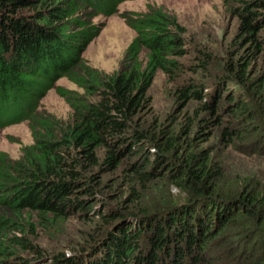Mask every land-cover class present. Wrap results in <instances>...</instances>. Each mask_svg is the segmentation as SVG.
<instances>
[{"label":"trees","instance_id":"1","mask_svg":"<svg viewBox=\"0 0 264 264\" xmlns=\"http://www.w3.org/2000/svg\"><path fill=\"white\" fill-rule=\"evenodd\" d=\"M118 1L0 0V125L25 120L33 139L17 159L0 153V264H264V0H228L238 20L231 39L238 56L224 61L204 96L193 89L200 102L209 100L200 106L218 128L203 140V130L182 135L152 115L155 72L175 74L190 52L186 29L167 11L148 6L124 17L135 35L114 72L80 60L71 30L85 19L76 14L87 7L113 13ZM86 24L85 34L95 27ZM197 58L202 68L210 60L204 52ZM59 77L82 90L55 87L69 120L38 111ZM185 88L181 101L192 91ZM195 120L204 122L195 118L191 126ZM230 148L252 166L228 175L221 158ZM125 159L131 194L165 180L176 200L142 205L138 194L107 195L104 176ZM103 197L112 205L99 209L94 203ZM94 210L93 229L76 248L66 245L70 252L46 257L30 238L37 228L57 231Z\"/></svg>","mask_w":264,"mask_h":264},{"label":"rangeland","instance_id":"2","mask_svg":"<svg viewBox=\"0 0 264 264\" xmlns=\"http://www.w3.org/2000/svg\"><path fill=\"white\" fill-rule=\"evenodd\" d=\"M120 1V0H119ZM115 4L113 13L101 11L93 14V7H87L76 15L83 16L84 22L77 24L71 30L76 38L75 44L80 60H85L86 64L98 69L102 73L110 74L118 69L123 58L124 52L133 39L135 31L126 23L125 18L135 17L137 13L145 12L148 6L162 8L170 15L174 16L177 22L183 26L186 31L185 35L191 39L187 46L190 52L183 59V66L175 74H166L163 71H156L152 83L148 89V95L151 99L152 115L158 118L165 127L170 129L183 130L188 129L192 132L203 130L199 135L205 139L208 135L213 134L218 128L211 121L214 116L208 115L207 111L201 109V103H208L209 100L199 101L195 93L200 92L201 96L205 95V87L217 78L222 76L224 61L238 56L234 54L237 45L231 43L232 37L237 32L238 20L229 12L228 0H121ZM125 17V18H124ZM94 25L89 27L88 33L85 34L81 26ZM79 25V26H78ZM82 36V37H81ZM264 37V32L262 33ZM200 52V53H199ZM208 54L209 62L205 68L200 67L202 60H198L197 55ZM144 52L142 51L140 60L144 63ZM264 58H258L261 65ZM257 63L254 60L253 66ZM200 67V69L198 68ZM259 70V69H258ZM54 87L46 90L38 101V111H44L63 120H69L71 109L64 98L57 94L55 87L62 86L68 89L82 90L73 82L65 77L55 78ZM232 88L234 85L229 84ZM185 93L192 90L188 99L181 101L179 91L185 87ZM197 90H193V89ZM203 91H201L202 89ZM148 116V115H147ZM204 118L203 123L195 120L191 126V121L195 118ZM150 119V118H149ZM148 121V120H147ZM201 140V141H202ZM212 140V139H210ZM33 142L27 121L11 122L0 125V153L6 154L11 159H17L20 155V148ZM237 146V144H236ZM249 149V147H241ZM221 160L226 166L228 175L243 173L254 163L248 156L241 155L233 148L225 149ZM128 159L122 162V166L116 172L106 173L104 176L105 193L111 196H122V198L134 199L142 197L139 204L153 205L161 201L177 198V189L171 184L163 183L162 180L151 183L147 191L140 193V188L135 187V193L131 194L130 186L123 180L122 172ZM109 197V196H106ZM103 197L94 203L99 209H104V205L110 204L111 201ZM176 200V199H175ZM178 200V199H177ZM175 202V201H174ZM97 210L89 213L88 216L79 215L70 217L64 224L58 226L57 231H43L37 228L35 233L30 236L37 248L48 257V254L64 250L69 243L76 244L74 248L82 244L89 232L93 229V221L96 220ZM35 214L31 219L37 227ZM99 224V223H96ZM71 248V249H74ZM67 248L65 251L70 252ZM21 255L29 258L36 255L32 250H22ZM18 264L19 259L15 260ZM27 261L22 262L25 264ZM38 262L32 261L29 264Z\"/></svg>","mask_w":264,"mask_h":264}]
</instances>
